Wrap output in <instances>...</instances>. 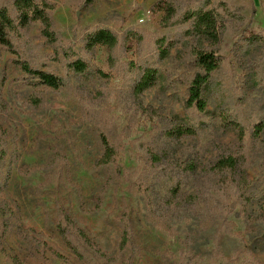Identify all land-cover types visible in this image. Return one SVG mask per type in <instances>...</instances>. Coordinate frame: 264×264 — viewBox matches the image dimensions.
<instances>
[{
  "label": "rangeland",
  "instance_id": "rangeland-1",
  "mask_svg": "<svg viewBox=\"0 0 264 264\" xmlns=\"http://www.w3.org/2000/svg\"><path fill=\"white\" fill-rule=\"evenodd\" d=\"M47 1L53 29L76 50L106 24L141 36L129 40L121 64L140 56L154 63L163 35L171 52L159 85L137 96L125 71H111L105 46L94 64L111 77L92 72L59 90L29 84L16 61L63 73L40 22L25 31L20 55L0 46V146L8 153L0 161V264H264V196L247 209L231 206L245 182L264 180V0ZM204 1L219 13L218 41L188 31V15ZM168 3L177 23L163 26ZM191 45L224 58L205 89V113L185 106L190 73L177 55ZM223 114L244 128L242 142ZM97 126L119 145L116 163L98 164ZM229 154L239 159L235 169L214 171ZM59 207L73 222L67 239L77 254L58 230ZM124 211L135 237L122 251Z\"/></svg>",
  "mask_w": 264,
  "mask_h": 264
},
{
  "label": "trees",
  "instance_id": "trees-1",
  "mask_svg": "<svg viewBox=\"0 0 264 264\" xmlns=\"http://www.w3.org/2000/svg\"><path fill=\"white\" fill-rule=\"evenodd\" d=\"M12 4L0 5V46L5 50L19 54V47L25 41V31L28 27L40 22L42 25L41 35L45 38L48 45L53 46L54 51L51 55L52 60L59 63L63 73L58 74L50 70H45L39 66H33L26 60H18L16 64L26 74L29 84L35 86H46L54 90L71 86V78H78L89 73H95L100 77H111V73L104 72L94 64V51L98 46L108 48V64L112 72L125 71L133 80L132 90L137 96L145 90L159 85L160 75L162 71V63L164 59L169 58L171 45L167 42V36L163 35L155 40L154 54L156 61L145 59L140 56L138 60H130L126 63H120V55L124 53V47H127L129 40L135 38L141 43V36L132 29L127 30L123 34L115 32L106 24L98 26L90 30L84 38V46L81 50H76L73 44H64L59 30L53 29L51 12L54 5L47 0H11ZM164 1H160L159 4ZM211 1H204L203 5L196 10L191 11L188 19H193L191 28L188 31L194 35L202 36L206 39L218 41L219 34V13L217 9L210 6ZM176 14V8L168 3L166 5V14L162 18L163 26H170L177 22L173 19ZM191 49V51H190ZM187 52L178 53L180 64L183 63L186 71L190 73V81L186 90L185 106L187 109L196 108L200 113H205L208 106V100L205 97V89L212 81L214 74L219 71L223 65L224 58L218 55L215 50H202L196 46H190ZM39 97L35 95L31 97V102L39 104ZM223 126L233 128L238 131L239 139L244 140V128L238 124L235 119L229 118L223 114ZM98 136L103 148L102 156L98 159L99 165H110L116 163L119 156V145L113 141L108 132L101 126H97ZM186 130H189L185 128ZM189 132V131H188ZM178 135L184 133L181 129L176 131ZM6 147L0 146V161L4 159L7 153ZM239 159L229 154L220 157L213 165L214 171H231L235 169ZM118 172V171H117ZM1 186V185H0ZM172 190L176 188V184H171ZM139 189L143 196L150 202L147 194V186L139 185ZM264 196V180H252L245 182L238 191L237 200L231 205L232 208L237 205L247 206ZM151 204V203H150ZM63 220L58 223V230L72 251L76 254L79 252L77 246L68 240L69 226L73 224L70 215L59 207ZM129 214L124 211L120 217L121 238L119 240V248L123 251L132 244L135 233L132 222L129 221ZM81 235L88 241V235L79 230ZM89 243H91L89 241Z\"/></svg>",
  "mask_w": 264,
  "mask_h": 264
}]
</instances>
